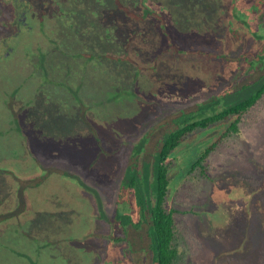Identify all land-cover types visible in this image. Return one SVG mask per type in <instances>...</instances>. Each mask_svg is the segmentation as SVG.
<instances>
[{
    "label": "rangeland",
    "instance_id": "374dc122",
    "mask_svg": "<svg viewBox=\"0 0 264 264\" xmlns=\"http://www.w3.org/2000/svg\"><path fill=\"white\" fill-rule=\"evenodd\" d=\"M1 1L0 264H146L127 235L141 215L129 161L153 181L169 116L238 98L264 64V0ZM225 125L174 152V205L193 210L175 216L183 264H258V219L243 220L264 166V98L201 190L187 181L188 158Z\"/></svg>",
    "mask_w": 264,
    "mask_h": 264
},
{
    "label": "trees",
    "instance_id": "16d2710c",
    "mask_svg": "<svg viewBox=\"0 0 264 264\" xmlns=\"http://www.w3.org/2000/svg\"><path fill=\"white\" fill-rule=\"evenodd\" d=\"M252 78L249 82L241 80L237 85L238 98L226 103L221 109L217 108L219 100L214 99L169 116L172 124L163 138H160V145L156 148L153 181L146 180L147 184L141 185L137 177L140 171L137 166L139 163L137 159L134 163L129 161L124 182L139 190L138 207L141 215L133 227L132 234L127 235L128 239L132 238L135 246L146 247V264H183L180 242L184 236L182 235L181 239L177 237L175 216L180 213L186 216L193 213V210H179L174 205L175 190L172 188L173 178L170 174L174 152L195 130L226 122L223 130L212 141L198 147L195 155L187 160V181L194 183L193 193L199 192L202 179L208 176L207 164L212 154L219 152L221 144H228L242 133L244 117L264 98V64L258 67V73ZM210 110L211 113L207 114ZM184 159L185 157H182V160ZM177 178L178 175H175V179ZM149 186H152L150 192ZM253 195L254 192L246 200L250 209L243 221L250 224L254 218L258 219V264H264V166L259 162L258 200Z\"/></svg>",
    "mask_w": 264,
    "mask_h": 264
},
{
    "label": "flooded vegetation",
    "instance_id": "af4514ba",
    "mask_svg": "<svg viewBox=\"0 0 264 264\" xmlns=\"http://www.w3.org/2000/svg\"><path fill=\"white\" fill-rule=\"evenodd\" d=\"M0 1H1V0H0ZM3 1H4V0H3ZM3 1H1V2H3ZM7 1H8V0H5V3H8ZM27 3H28V2H27ZM1 4H2V3H1ZM15 16L18 17V13L15 14ZM21 17H22V20H23V14H21ZM18 19H19V18H18Z\"/></svg>",
    "mask_w": 264,
    "mask_h": 264
}]
</instances>
